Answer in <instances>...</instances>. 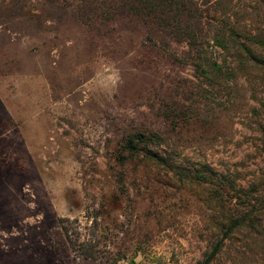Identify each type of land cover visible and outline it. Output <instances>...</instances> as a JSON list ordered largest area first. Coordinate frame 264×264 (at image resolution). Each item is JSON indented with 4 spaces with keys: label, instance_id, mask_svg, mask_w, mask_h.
<instances>
[{
    "label": "rangeland",
    "instance_id": "rangeland-1",
    "mask_svg": "<svg viewBox=\"0 0 264 264\" xmlns=\"http://www.w3.org/2000/svg\"><path fill=\"white\" fill-rule=\"evenodd\" d=\"M84 1L0 0V264H200L218 235L194 168L264 177V45L209 48L232 72L215 83L184 43L148 47L125 24L93 35ZM228 1L264 39V0ZM145 131L180 173L116 161ZM212 264H264V231L227 240Z\"/></svg>",
    "mask_w": 264,
    "mask_h": 264
},
{
    "label": "trees",
    "instance_id": "trees-1",
    "mask_svg": "<svg viewBox=\"0 0 264 264\" xmlns=\"http://www.w3.org/2000/svg\"><path fill=\"white\" fill-rule=\"evenodd\" d=\"M212 1L220 11L218 17L210 16L208 12L206 5ZM225 3L229 1L85 0L79 17L88 31L97 36L105 28L114 32L125 24L143 29L148 47H165L169 41L184 43L188 47V59L196 70L212 82L219 83L223 78L232 76V72L229 69L223 71L216 61L212 62L206 57L209 48L214 46L225 51L230 44L239 42L236 49L247 56L250 54L245 42L264 45L261 36L245 33L239 28L238 9L228 13L223 6ZM205 62L207 64H203ZM150 144H162V137L152 131L128 133L120 144L116 161L124 166L132 159L142 158L145 166L181 172L180 167L173 166L168 156L151 151L148 148ZM198 166L193 170L191 182L196 187L204 186L205 202L212 209V224L218 235L200 264H212L227 240L244 234L250 237L264 231V177L243 186L237 182L236 171L219 173L206 164ZM64 232L72 244L65 227ZM85 256L90 257V253Z\"/></svg>",
    "mask_w": 264,
    "mask_h": 264
}]
</instances>
